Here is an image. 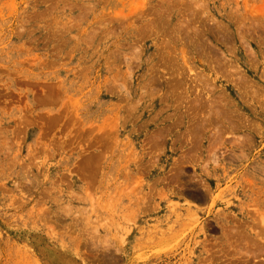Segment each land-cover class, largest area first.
<instances>
[{
    "label": "rangeland",
    "instance_id": "374dc122",
    "mask_svg": "<svg viewBox=\"0 0 264 264\" xmlns=\"http://www.w3.org/2000/svg\"><path fill=\"white\" fill-rule=\"evenodd\" d=\"M0 264H264V0H0Z\"/></svg>",
    "mask_w": 264,
    "mask_h": 264
}]
</instances>
